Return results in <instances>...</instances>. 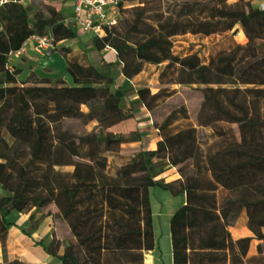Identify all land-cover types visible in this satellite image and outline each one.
<instances>
[{
    "label": "trees",
    "instance_id": "16d2710c",
    "mask_svg": "<svg viewBox=\"0 0 264 264\" xmlns=\"http://www.w3.org/2000/svg\"><path fill=\"white\" fill-rule=\"evenodd\" d=\"M120 5L119 22L92 44L116 52L126 79L145 64L159 66L157 80L165 86L155 92L137 89L138 102L162 138L155 149L120 150L141 136L113 129L133 113L120 106L126 91L111 89L112 63L99 67L84 52L62 47L72 54L65 68L71 85H52L35 75L20 82L21 71L9 66L8 57L30 35L51 33L56 44L76 34L53 6L46 13L37 10L36 33L28 27L30 7L13 1L0 5V113H10L13 97H21L18 120L0 121V241L16 226L8 220L12 211L53 204L56 212L47 215L62 229L61 241L56 229L49 244L35 241L47 254L71 264H144V252L157 247L149 190L158 187L184 196L169 221L172 264H264L263 253H251L254 240L264 242V10L249 5L240 23L223 17L214 0H120ZM182 18L191 19L203 37L235 35L241 24L245 42L234 40L222 53L233 77L214 71V59L205 63L190 47L174 50ZM175 85L199 93L191 104L193 121L186 105L160 111L179 93ZM179 118L186 122L178 123ZM194 125L212 129L215 141L204 151L191 139L179 149L166 145L164 140ZM55 143L74 158L71 170L50 163ZM111 154L121 159L113 173ZM165 165L180 178L158 179ZM243 221L250 235L234 239L231 228ZM0 264L31 263L15 258Z\"/></svg>",
    "mask_w": 264,
    "mask_h": 264
},
{
    "label": "rangeland",
    "instance_id": "374dc122",
    "mask_svg": "<svg viewBox=\"0 0 264 264\" xmlns=\"http://www.w3.org/2000/svg\"><path fill=\"white\" fill-rule=\"evenodd\" d=\"M214 1L219 4L223 17H235L239 19L240 23H244L245 14L249 7L248 0ZM21 4L23 6L30 7L27 21L28 27L30 30L36 33L38 32L34 27V17L38 9L46 13L47 7L53 6L56 9H59L61 15L64 17V19H66L71 14L72 8L71 0H21ZM131 4L133 3L127 2L126 6L129 7ZM240 23L238 24V28L239 31H242V26ZM48 30L49 27L46 28V31ZM177 35V39H182L181 41L183 42H178L181 44H178L177 42L174 43L175 51L184 53L186 52V49L190 47L192 48V50L198 51L201 60L205 63H209L212 59H214L215 64L212 68L217 73H220L227 77L234 76V68L232 64L222 53L229 48L230 44L234 40H239L240 36L237 33L234 35L231 32H227L203 37L195 33V26L191 19L183 18L179 21V29ZM75 38L79 40L72 42V45L74 46L84 45L85 47H90L92 44L93 37L90 35H76ZM178 45L184 48H178ZM63 49L65 48L54 44L48 49L37 50L33 47V45L29 44L26 47V50L21 55L11 56V59L8 61V64L13 69H19L21 71V73L17 76V79L20 82L29 79L30 75H35L38 79H49L52 85H57L60 83V81H64V83L68 85L67 82L64 80L65 78L71 80L70 76L65 71L66 60L67 57H71L72 54L69 51L70 54L68 53L69 55H67V53H65V50ZM103 65L99 67H103ZM143 68L144 71L142 72L141 76L136 78L135 81H132V83L127 82L123 79L121 71L117 65L112 64L111 68L108 70L114 78V85L111 86V89L113 90L115 86H119L120 88L126 91V98L123 100V107L128 112L132 111L133 114H136V112L138 114L141 113L140 109L142 108V106L137 100H134L135 90L138 88L139 84L140 87H150L153 92L157 91L162 86H165L159 83L157 80L159 66L154 67L147 65ZM196 87L197 85H194L193 89ZM174 88L179 90V93L174 95L171 100H169L167 106L161 108L160 111H165L166 114H168L170 111H172L174 106V108L179 109L181 105H186L188 107V117L190 119L188 121H193L194 116L193 110L191 109V104L195 102V98L199 96V93L194 90L189 91V89H192L191 87L175 85ZM182 90L187 91L188 94L181 92ZM20 100L21 97L19 95L13 97V109L8 115L10 119L16 118L13 113L17 112ZM162 119L163 118H160L159 120L162 121ZM0 121L6 122L7 116H5V114L3 113H0ZM178 121V123L186 122L185 120H183V118H179ZM130 124L131 121H128L126 125ZM92 125L93 124H91L88 128L90 129ZM221 125H224L225 128L230 127V124L228 123H221ZM124 126L125 121H122L119 124L115 125L113 129L117 130L123 128ZM232 129L233 131L235 130L234 127H232ZM187 139L197 141L203 151L208 145L215 141V137L212 136V129L210 127L194 125L191 128L182 129L172 137L166 139L165 143L168 146L173 145L179 149L181 143ZM154 160H156V158L150 161L153 162ZM120 162L121 159L119 158V156L111 154L109 156V172L113 173L117 164H119ZM50 163L55 168H60L67 171L72 169L74 164V158L63 147L55 143L53 147V153L50 158ZM158 171L160 173L159 169ZM158 179L165 181V177L163 176H159ZM149 192L152 210H154V212H161L160 221L158 220L157 216L153 217L154 234L156 241L158 242V250L155 252V257H159L158 254H162L165 258L168 256V249L170 248L169 213L173 212L181 204L183 200V193L174 194L158 187L150 188ZM2 195L3 193L0 191V196ZM55 212L56 208L53 204L48 205L42 209L33 208L30 211V215H32L33 217L32 220L29 219L30 228L34 229L35 227H37L39 222H41L43 218L47 216L48 213ZM51 221L52 226L50 228L48 236H44L42 238L45 244H49L51 242L52 236L50 235V233L53 229H56L58 235L57 240L61 241L60 237L62 229H60L59 227L54 228V222L52 218ZM244 232V228H241L239 224L231 228V233H233L234 236H238L240 234H243ZM252 252L264 254V242L258 244L255 248H253ZM161 261H163L161 257L160 259H156V264H160ZM164 262L165 264H167L166 260H164Z\"/></svg>",
    "mask_w": 264,
    "mask_h": 264
},
{
    "label": "crops",
    "instance_id": "0c3cea01",
    "mask_svg": "<svg viewBox=\"0 0 264 264\" xmlns=\"http://www.w3.org/2000/svg\"><path fill=\"white\" fill-rule=\"evenodd\" d=\"M248 5L252 7H256V4L250 0H248ZM237 34L240 36L238 41L241 43L245 42V36L243 32L239 31L237 32ZM177 36L178 35L174 37L175 39L174 43L183 42L181 41L182 39H177ZM77 40L79 39L72 38V39L60 41L56 44L57 46L67 47L71 49L73 52H80V51L84 52L86 54L88 61L92 62L96 66H102L105 63H112L113 65H117L120 68V64H119V60L117 58L116 52L111 47L107 46L103 49L97 50L93 46V44H91L90 47L89 46L85 47L84 45H76V46L72 45V42L77 41ZM178 44H181V43H178ZM178 48H181L180 45H178ZM147 65L156 67L155 65H151V64H145L144 67ZM143 71H144V68L137 76H135L132 79H126L124 77L123 79L127 82L132 83V81H135L136 78L141 76ZM64 80L67 82L68 85H71L70 79L65 78ZM139 87H140V84L138 85V88ZM137 89L135 90L134 100L138 101ZM125 98H126V94L120 100V106L124 110L125 108L123 107V100ZM140 112H141L140 114H138L137 112L136 114L134 113L131 118L125 120V126L123 128H120L117 130L115 129L116 133H125L126 131L136 130L141 136L140 141L126 142V143L121 144L120 146L121 151L138 149L141 146L146 147L148 149H155L157 146V142L162 139L157 129L152 124V119H151V115L149 111L145 107L142 106V108L140 109ZM8 115L9 113L5 114V116H7V121L16 122L18 120L17 112L13 113V115L16 116L15 119H10ZM128 121H131L130 125H126ZM156 160H154L153 162H155ZM159 176L165 177V182H170V181L177 180L180 178V174L178 173V171L175 168L169 167L168 165H165L162 167L161 172L159 173L157 178H159ZM183 202H184V196H183V200L180 205H182ZM173 212L169 213L170 217ZM30 214H31L30 212L20 213L17 211H12L9 214L8 220L15 223L16 226L10 227L8 229V232L6 234L4 241L3 242L0 241V262L6 263L15 258H18L20 260H23L31 264H71L69 261H61L57 259L56 257H53L47 254L41 246L35 244V241L42 239L44 236H48L50 228L52 226V221H51L52 217L50 215H47L45 218H43L41 222H39L37 227H35L34 229H31L30 222H29ZM152 214H153V217L157 216L158 220L160 221L161 212H154V210H152ZM239 226L241 228H244L245 232L238 236H234L233 233H231L234 239L250 235V232L247 229L244 221L239 223ZM169 237H170V229H169ZM261 243L263 242L254 240L251 246V253H253L252 252L253 248H255L258 244H261ZM157 245H158V242H157ZM157 250H158V246L154 250H148L144 252V264H156V259H160V257L163 259V261H161L160 264H165L164 260H166L167 264H172L171 240H170V248L168 249L167 257L164 258L162 254H158L159 257H155V252Z\"/></svg>",
    "mask_w": 264,
    "mask_h": 264
},
{
    "label": "built area",
    "instance_id": "2783aa9c",
    "mask_svg": "<svg viewBox=\"0 0 264 264\" xmlns=\"http://www.w3.org/2000/svg\"><path fill=\"white\" fill-rule=\"evenodd\" d=\"M9 1L21 2V0H2L0 5ZM250 1L264 10V0ZM71 2V14L64 19V23L73 29L77 36L100 37L104 35L106 29L115 26L122 16L120 0H71ZM29 44L37 50H44L52 47L55 42L51 33L32 34L23 42L20 49L9 54L8 60L13 55H21Z\"/></svg>",
    "mask_w": 264,
    "mask_h": 264
},
{
    "label": "clouds",
    "instance_id": "9594fccd",
    "mask_svg": "<svg viewBox=\"0 0 264 264\" xmlns=\"http://www.w3.org/2000/svg\"><path fill=\"white\" fill-rule=\"evenodd\" d=\"M0 2H2V0H0Z\"/></svg>",
    "mask_w": 264,
    "mask_h": 264
}]
</instances>
